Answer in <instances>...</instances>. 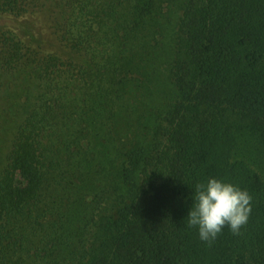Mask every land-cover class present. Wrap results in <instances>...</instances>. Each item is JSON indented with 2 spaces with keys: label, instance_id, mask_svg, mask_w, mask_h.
<instances>
[{
  "label": "trees",
  "instance_id": "1",
  "mask_svg": "<svg viewBox=\"0 0 264 264\" xmlns=\"http://www.w3.org/2000/svg\"><path fill=\"white\" fill-rule=\"evenodd\" d=\"M112 3L110 0L101 8L104 14L100 29L104 52L116 59H105L104 66L113 68L114 73L120 69L121 75L119 83L115 81L112 88H105L104 98L109 99L110 92H129L132 84L127 73L131 69L126 65L134 62V80L141 100L152 92L165 93L156 72L158 67H165L172 75L174 100L157 114L151 136L145 137L144 133L141 143L129 131L132 122L128 116L112 115L110 131L115 142L111 149L120 156L119 182L130 189V194H125L127 199L115 215L97 219L102 234L97 245L96 240H78L79 248L72 240L77 232L61 228L64 221L57 227L56 216L48 213L50 206L40 207V190L52 178L47 175L59 169L57 155L62 151H53L55 155L49 150L50 137L46 142L49 144H44L48 117L33 110L10 145L7 174L0 176V264H12L2 258L8 247H21L22 251L26 235L15 234L14 230L22 221L27 223L23 226L42 233L37 241L49 242L52 264L59 257L65 259L63 254L72 257L70 264H264V0H133L136 12L132 17L122 12L108 21ZM177 4L179 14L171 9ZM162 7L170 12V38L156 24ZM93 9L94 5L89 11H76L72 3L70 17L84 28L82 17ZM89 30L98 32L94 27ZM134 37L140 38L134 52L129 49L133 61L126 60L125 51L129 45L134 47ZM115 46H120L122 52L115 51ZM171 48L174 57L164 61L163 55ZM88 51L97 55L91 44ZM149 63L156 68L149 71ZM81 85L84 90L93 87L92 82ZM47 101L37 107H48ZM125 109L131 112L130 106ZM64 131L61 144L67 137ZM106 145L102 154L110 157L112 152ZM84 163L77 162L73 177L65 182L66 171L57 173L63 182L58 178L56 181L64 192L76 191L71 202L74 207L64 196L59 207L70 206V213L77 209V221L84 224L80 231L93 239L94 216L87 208L91 202L101 200L96 173L115 165L111 159L102 162L93 152ZM209 177L246 189L252 197L251 213L240 234H233L226 225L211 245L201 241L198 229L187 223L191 193L196 184ZM64 234L67 240L61 241ZM38 249L43 252L44 248ZM13 264L20 261L13 260Z\"/></svg>",
  "mask_w": 264,
  "mask_h": 264
},
{
  "label": "rangeland",
  "instance_id": "2",
  "mask_svg": "<svg viewBox=\"0 0 264 264\" xmlns=\"http://www.w3.org/2000/svg\"><path fill=\"white\" fill-rule=\"evenodd\" d=\"M112 1V15L106 18L108 21L116 19V16H120L122 12H127V18L132 17L136 12L135 6L132 4L133 0ZM109 2L110 0H0V147L2 146L0 149V176L4 177L7 174L5 169H7L9 161L6 156L10 145L14 143L18 135L21 124L33 110H36L37 115L42 111L45 117H48L47 124L43 129L45 138L42 137V140L44 144H49L46 142L50 137L52 144L49 150L53 152L60 149L62 153L57 155L59 169L54 175L53 173L48 174L47 176L52 178L42 185L40 207L50 206L51 209L48 213H53L56 216V220L59 221L57 227L60 222L64 221L61 228L68 227V233H71V229L77 232L72 240L76 241L78 248L81 247L78 240H96L95 244L97 245L102 238L101 231L97 226V219L100 216L108 218L110 214L115 215L116 209L127 199L125 194H130V189L119 182L121 178L120 156L111 149L115 142L114 134H111L110 131L112 115L128 116L132 122L129 131L133 133V138L141 143L145 137L151 136V131L158 120L157 114L166 109L174 100L176 93L172 75L166 71L165 67L156 68L153 63H149L148 70L152 71L156 68V72L161 78L159 79L160 85L163 89L165 87V93L158 95V93L153 94L152 92V95H146L144 100H141L136 88L137 82L134 80L133 62L126 65L131 69L130 74L127 73L132 84L129 92L124 95H119L116 91L110 92L109 99L104 98L102 93L105 88H112L113 83L118 82L121 75L120 69H116L117 73H114L113 68L108 69L104 66V62L115 58L111 56L110 52H104L102 44L105 41L102 37V28L100 29L101 15L104 14L101 8L108 6ZM72 3L76 11L80 8L89 11L94 5L93 13L89 12L91 14L87 16L84 14L82 17L84 28L75 24L70 17ZM116 3L119 5L116 6ZM163 7L167 9L165 6ZM163 7L159 11L156 24H159L163 32L168 34V30L171 31L173 26L167 20L170 14L167 10L173 9L178 14L180 10L178 4L175 9L171 7L166 11L163 10ZM180 8H182V3ZM127 21V19L122 21L120 29ZM90 22L92 24H89ZM92 27L98 31L96 34H94V30H89ZM137 33L138 31L134 32V34ZM151 34H154L153 30ZM168 37L170 38L171 35L168 34ZM139 38L134 37V47L130 48L129 45L126 49V60L133 61L134 55L131 52H134ZM73 41L77 42L76 45L72 43ZM90 44L94 46L97 55H92L88 51ZM122 50L120 46H115V51L122 52ZM173 57L174 51L171 48L162 58L167 61ZM105 59L107 61H104ZM105 74L108 75L105 76ZM90 82L93 87L84 90L81 84ZM147 83L148 80L145 81V84ZM44 100H48L46 102L48 107L45 105L38 108ZM76 102L78 104L73 107L72 104ZM128 106L131 107V112L125 109ZM72 109H74L73 119H70L69 112ZM137 118L140 119L138 123ZM62 131L67 134L65 144H61ZM45 133H49V135H45ZM144 133H146L145 137ZM105 145L110 146L112 152L110 157L102 154ZM51 152L49 153L52 154ZM91 152L102 162H108L111 159L115 167L107 171L100 169L101 172L96 173L95 180L98 181L99 187L102 189L98 193L101 200L91 202L87 208L95 220H92L95 236L93 238L92 235L93 239H87L85 232L80 231L84 224L82 221H77V209L73 210L72 208L73 212L70 213V206L59 207L63 203L61 201L63 196L68 200L67 204L70 205L71 202H74L76 191L69 189L64 192L56 181V178L59 180L61 178L56 175L63 170L66 171L64 182L71 179L77 162L85 164L84 162L89 159ZM70 153L72 155H69ZM96 162L97 160L93 162V166ZM18 177L16 178L19 179ZM61 182L63 181L61 180ZM51 210L52 212H50ZM17 223L18 225L14 228L15 234L24 233L26 235L22 243V251H20L21 247H8L3 252L4 262L13 264V260H17V262L20 261V264H52L48 252L49 242L36 240L42 233L33 230V227L23 226L27 225L24 221ZM59 229L56 230L55 237L59 233ZM61 239V241L67 240L66 234L61 235ZM38 247L44 248L43 252H38ZM44 253L48 254L45 256ZM36 254H38L37 257H35ZM62 256H66V258L60 259L61 257H59L54 264H70L73 260L69 255L63 254Z\"/></svg>",
  "mask_w": 264,
  "mask_h": 264
},
{
  "label": "clouds",
  "instance_id": "3",
  "mask_svg": "<svg viewBox=\"0 0 264 264\" xmlns=\"http://www.w3.org/2000/svg\"><path fill=\"white\" fill-rule=\"evenodd\" d=\"M191 200L188 227L197 228L200 240L209 245L226 225L239 235L251 213L252 197L246 189L214 177L196 184Z\"/></svg>",
  "mask_w": 264,
  "mask_h": 264
}]
</instances>
